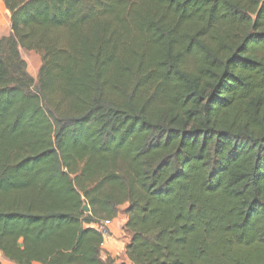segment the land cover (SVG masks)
<instances>
[{
    "label": "trees",
    "instance_id": "16d2710c",
    "mask_svg": "<svg viewBox=\"0 0 264 264\" xmlns=\"http://www.w3.org/2000/svg\"><path fill=\"white\" fill-rule=\"evenodd\" d=\"M2 2L3 258L264 264V0Z\"/></svg>",
    "mask_w": 264,
    "mask_h": 264
},
{
    "label": "rangeland",
    "instance_id": "374dc122",
    "mask_svg": "<svg viewBox=\"0 0 264 264\" xmlns=\"http://www.w3.org/2000/svg\"><path fill=\"white\" fill-rule=\"evenodd\" d=\"M10 33H11V28H10L9 12L5 8L2 0H0V37L8 36L10 35ZM19 52L21 58L26 63L28 73L34 78V80H36L38 69L41 64L40 54L34 50H28L22 47L19 48ZM125 207H126V203L118 207V215L114 218L116 220L114 221L113 224L104 225V226H103V222L101 224L104 227L105 235H109V232H111L112 235V236L110 235L111 242H114L113 244L114 249L117 251V255L114 258L110 256H106L104 259L109 257L112 258L114 262L118 261L115 262V264H119L121 261L122 262L125 261L126 263H129V261L126 259L125 247L123 246V244L129 242V232L123 229V224L126 221V214L123 212ZM120 222L122 223L119 225ZM113 225L117 226L116 230L112 229ZM0 260L4 264H9V262L5 260L1 254H0ZM119 260L121 261L119 262Z\"/></svg>",
    "mask_w": 264,
    "mask_h": 264
},
{
    "label": "crops",
    "instance_id": "0c3cea01",
    "mask_svg": "<svg viewBox=\"0 0 264 264\" xmlns=\"http://www.w3.org/2000/svg\"><path fill=\"white\" fill-rule=\"evenodd\" d=\"M116 219H113L111 221L110 224H113L114 221ZM122 222L119 223V225L121 224ZM117 226L116 225H113L112 226V229L116 230ZM111 232H109V235H105L104 236V242L102 243V250H101V257L102 259H104L106 256H110L112 258H114L116 255H117V251L114 249V242H111ZM123 246L125 247V244H123ZM127 259V258H126ZM121 260H119L120 262ZM115 262H118V261H115ZM34 264H40V263H34Z\"/></svg>",
    "mask_w": 264,
    "mask_h": 264
},
{
    "label": "built area",
    "instance_id": "2783aa9c",
    "mask_svg": "<svg viewBox=\"0 0 264 264\" xmlns=\"http://www.w3.org/2000/svg\"><path fill=\"white\" fill-rule=\"evenodd\" d=\"M110 223H111V220H104V221H103V226H104V225H109ZM103 226H102V227H103Z\"/></svg>",
    "mask_w": 264,
    "mask_h": 264
},
{
    "label": "water",
    "instance_id": "95a60500",
    "mask_svg": "<svg viewBox=\"0 0 264 264\" xmlns=\"http://www.w3.org/2000/svg\"><path fill=\"white\" fill-rule=\"evenodd\" d=\"M82 209H83L85 212H88V211H89V208H88L87 205H84V206L82 207Z\"/></svg>",
    "mask_w": 264,
    "mask_h": 264
}]
</instances>
